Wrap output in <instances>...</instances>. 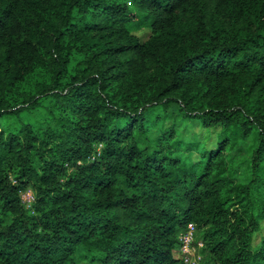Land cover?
Wrapping results in <instances>:
<instances>
[{"label":"trees","instance_id":"1","mask_svg":"<svg viewBox=\"0 0 264 264\" xmlns=\"http://www.w3.org/2000/svg\"><path fill=\"white\" fill-rule=\"evenodd\" d=\"M189 223L264 264V0H0V264H183Z\"/></svg>","mask_w":264,"mask_h":264},{"label":"rangeland","instance_id":"2","mask_svg":"<svg viewBox=\"0 0 264 264\" xmlns=\"http://www.w3.org/2000/svg\"><path fill=\"white\" fill-rule=\"evenodd\" d=\"M145 36H146V34H143L142 37L144 38ZM20 196H21V199H22L23 203L25 204V206L30 207V205L34 201L33 192L31 190V188L27 187L25 190H23L20 193ZM182 232L180 233V235L182 234ZM261 234L264 235V227H263ZM180 235H179V237H180ZM258 236H260V235L258 234ZM199 242H202V237H201V233L197 230L196 234L194 236V239H193L192 246H191L192 248L190 250L188 262H185L181 259L179 247L174 252V255L176 257H179L183 264H213L208 253L205 252V250H204L205 248H204L203 244H202V246L198 245Z\"/></svg>","mask_w":264,"mask_h":264},{"label":"built area","instance_id":"3","mask_svg":"<svg viewBox=\"0 0 264 264\" xmlns=\"http://www.w3.org/2000/svg\"><path fill=\"white\" fill-rule=\"evenodd\" d=\"M196 228L193 223H189L185 231L179 237V252L181 254V259L185 262H188L191 246L195 236ZM198 245L202 246V242H199Z\"/></svg>","mask_w":264,"mask_h":264}]
</instances>
